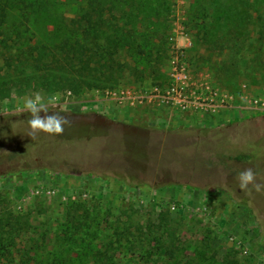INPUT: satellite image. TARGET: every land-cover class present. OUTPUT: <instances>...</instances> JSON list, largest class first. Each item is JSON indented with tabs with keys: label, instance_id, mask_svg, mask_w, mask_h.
<instances>
[{
	"label": "rangeland",
	"instance_id": "obj_1",
	"mask_svg": "<svg viewBox=\"0 0 264 264\" xmlns=\"http://www.w3.org/2000/svg\"><path fill=\"white\" fill-rule=\"evenodd\" d=\"M86 32L94 46L116 44L120 83L20 94L9 81L11 96L0 97V214L29 221L5 235L13 254L0 264L26 252V264L42 255L93 264L89 250L100 252L96 264H264V192L236 180L251 167L264 182V104L253 106L264 103V0H13L0 66L28 44L56 47ZM181 68L188 77L174 82ZM173 83L206 108L162 101ZM34 92L57 97L50 111L116 123L115 154L96 139L29 136L24 99ZM127 125L152 136L144 165L125 161ZM16 147L23 155L11 159Z\"/></svg>",
	"mask_w": 264,
	"mask_h": 264
},
{
	"label": "trees",
	"instance_id": "obj_2",
	"mask_svg": "<svg viewBox=\"0 0 264 264\" xmlns=\"http://www.w3.org/2000/svg\"><path fill=\"white\" fill-rule=\"evenodd\" d=\"M11 1L13 0H0V26L6 23ZM18 1L23 5L27 3V0ZM31 5L32 3H30ZM26 29H30L28 25H26ZM5 42L7 43V41ZM107 47L104 50L100 46H94V42L88 38V32L80 38L65 39L56 47L45 44H28L27 50L20 48L15 55L9 53L5 58L6 67L0 66V79H2L0 81V97L11 96L14 85H8L9 81L20 85L18 89L20 94L25 91L23 87L42 91L45 94L68 90L78 94L87 89L116 85L120 83L123 74L118 75L115 72L117 69L123 72V67L120 62L113 58V54L116 52V44ZM68 116L72 120L71 127L66 126L64 133L56 135V139H96L103 142L101 148L103 153L115 154L117 144L115 141L111 143L110 140L113 132L118 130L116 123L95 118L91 120L85 114H69ZM119 128L122 134L121 142L124 146L123 153L126 163L139 166L147 163L149 159L148 146L152 140L151 134L142 132V129L133 125ZM109 142L110 144H108ZM17 147L10 153L11 159L23 155ZM249 157L248 154L237 156L238 159H248ZM0 158H2L1 155ZM6 214H0V259L2 260L13 254V251L3 243L5 235L25 231L29 223L24 214L11 212ZM67 215L69 217L68 213ZM69 224L68 220V227ZM80 228L82 227L76 226L75 230ZM86 253L89 259H93V264L98 262L100 252L89 250ZM28 255V252L21 255V262L19 263L26 264V259L32 260L34 258ZM41 263L60 264V261L57 256L45 257L42 255ZM69 264L71 263L69 262Z\"/></svg>",
	"mask_w": 264,
	"mask_h": 264
},
{
	"label": "clouds",
	"instance_id": "obj_3",
	"mask_svg": "<svg viewBox=\"0 0 264 264\" xmlns=\"http://www.w3.org/2000/svg\"><path fill=\"white\" fill-rule=\"evenodd\" d=\"M57 97L53 96L46 100L40 92H34L24 99L23 111L30 115L27 124L30 128L29 136L35 138L39 133L49 135H62L65 127H71L72 120L63 114L66 110L50 111V106L55 104ZM239 189L246 193L253 190L257 193L264 192V182H257L256 173L249 167L236 175ZM251 185V187H249Z\"/></svg>",
	"mask_w": 264,
	"mask_h": 264
},
{
	"label": "built area",
	"instance_id": "obj_4",
	"mask_svg": "<svg viewBox=\"0 0 264 264\" xmlns=\"http://www.w3.org/2000/svg\"><path fill=\"white\" fill-rule=\"evenodd\" d=\"M172 76L174 78V82L177 80L178 76L181 78V82H183L184 78H187L188 75L185 73V68H181L180 71L178 69H175L174 72H172ZM179 81V80H177ZM155 92H158V89H154ZM187 89L185 86H180L176 83H173L169 90L165 93V96H163L162 101L172 103L173 105L180 106L183 110L187 109H200V108H206L205 105H198L196 102L189 101L191 98H193L194 94L197 92L196 90H190L189 92H186ZM160 96V95H159ZM153 99V98H150ZM254 107L259 108L264 104L263 102L259 103V100L255 99L253 101ZM260 105V106H259ZM215 106H212V110H215Z\"/></svg>",
	"mask_w": 264,
	"mask_h": 264
}]
</instances>
